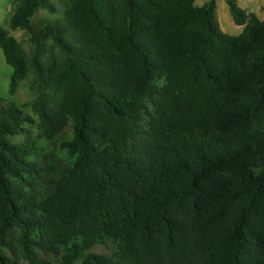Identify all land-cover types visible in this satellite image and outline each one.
<instances>
[{
    "label": "trees",
    "instance_id": "trees-1",
    "mask_svg": "<svg viewBox=\"0 0 264 264\" xmlns=\"http://www.w3.org/2000/svg\"><path fill=\"white\" fill-rule=\"evenodd\" d=\"M0 97V264H264V19L228 0H16ZM103 246L107 253L92 250Z\"/></svg>",
    "mask_w": 264,
    "mask_h": 264
},
{
    "label": "rangeland",
    "instance_id": "rangeland-1",
    "mask_svg": "<svg viewBox=\"0 0 264 264\" xmlns=\"http://www.w3.org/2000/svg\"><path fill=\"white\" fill-rule=\"evenodd\" d=\"M55 5L56 11L50 12L45 9L39 10L35 17L34 23L38 26L44 21H57L62 20L66 11L69 8V0H51ZM209 0H196L195 5L198 7L203 6ZM228 0H216V18L219 21L222 30L232 36L239 35L243 28L236 25L233 16L230 12ZM237 4L247 13H254L260 19H264V0H235ZM17 6L16 0H0V25L9 30L22 45L23 49L30 56L33 50V46L30 42V36L24 31L11 30L9 27L10 18ZM13 73V69L7 64L4 54L0 48V97L5 99V104L10 105L12 103L18 104L22 107L25 117L29 120L25 125V129L20 136L12 138L15 143H25L35 140L41 133L40 120L34 113L31 104L35 99V93L31 89V84L34 78L31 67L29 66V73L25 80H23L16 93L10 94V77ZM92 252L95 253H107V249L103 246L95 247Z\"/></svg>",
    "mask_w": 264,
    "mask_h": 264
},
{
    "label": "crops",
    "instance_id": "crops-1",
    "mask_svg": "<svg viewBox=\"0 0 264 264\" xmlns=\"http://www.w3.org/2000/svg\"><path fill=\"white\" fill-rule=\"evenodd\" d=\"M242 28H244L243 26H241Z\"/></svg>",
    "mask_w": 264,
    "mask_h": 264
}]
</instances>
